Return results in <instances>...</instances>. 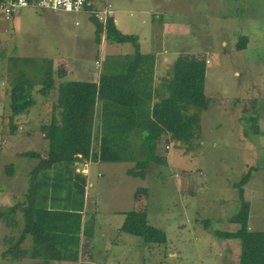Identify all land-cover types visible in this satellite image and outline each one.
Instances as JSON below:
<instances>
[{
  "label": "rangeland",
  "instance_id": "obj_1",
  "mask_svg": "<svg viewBox=\"0 0 264 264\" xmlns=\"http://www.w3.org/2000/svg\"><path fill=\"white\" fill-rule=\"evenodd\" d=\"M91 2V7L77 14L26 9L6 20L0 12V214L21 202L19 193L24 174L28 177L31 172L28 168L39 170L40 162L24 155L43 156L50 151L41 142L40 128L49 125L53 106L58 104L56 92L44 97L41 86H36L31 116L14 117L11 125L12 90L26 81L37 82L48 70L59 79L57 73L65 71L63 64L74 70L72 81L98 83L102 74L126 72L130 59L120 57L132 55L135 48L112 44L104 35L102 50L97 41L92 17L109 7L118 29L139 37L143 52L164 53L165 57L157 59L158 83L160 78L171 77L175 61L182 56L209 59L205 92L210 106L201 116L202 137L191 151L163 138L158 155L166 161L147 170L146 180L125 185L120 170L124 166L107 165L99 166L103 176L98 178L100 172L93 166L85 198L64 180L58 201L40 207L51 204L64 211L77 210L82 202L89 204V197L97 198L87 205L88 227L86 234L85 228L81 233L83 237L91 229L96 233L93 264H239L240 242L219 239L215 233L236 229L230 222L242 203L236 185L249 172L245 199L251 205L250 226L264 232V0ZM165 19L189 25L188 32L180 34L179 26L167 25L164 36L160 28ZM224 41L229 43L227 49H223ZM121 59L123 63L118 64ZM79 68L85 75L77 74ZM12 126L18 130L12 133ZM144 139L139 140L143 143ZM26 184L25 188H31ZM139 188L144 191L139 193ZM67 199L71 201L65 203ZM92 207L99 213L94 214ZM118 208L146 212L150 224L166 233L167 243L148 245L135 236L113 234L110 224L125 219L113 212ZM9 219L0 221V264H39L32 258L2 256L22 236L19 214ZM98 248H110L111 255L120 259L114 261L107 251L97 253ZM66 253L68 257L70 252Z\"/></svg>",
  "mask_w": 264,
  "mask_h": 264
},
{
  "label": "trees",
  "instance_id": "obj_2",
  "mask_svg": "<svg viewBox=\"0 0 264 264\" xmlns=\"http://www.w3.org/2000/svg\"><path fill=\"white\" fill-rule=\"evenodd\" d=\"M92 21L97 28L98 43H101L105 35L106 40L112 44H131L135 52L128 56L130 62L126 72L121 75L102 74L99 83L74 81L60 85L58 106L62 109V114L60 120L54 116L50 125L41 129L50 143V151L41 161L39 171L42 167L45 170L60 164L72 165L79 156L95 162H122L130 154L129 139L136 132L139 139L145 138L141 147L144 153L132 174L144 179L148 169L166 161L165 157L157 154L158 145L163 138L167 137L171 143L188 146L189 151L194 148V142L201 139V116L210 106V98L205 92L207 60L199 56L180 57L172 68L171 77L164 79L154 89V55L146 56L141 53L139 37L122 33L113 18L108 19L105 27L96 16L92 17ZM240 47L242 50L246 49V45L244 47L242 43ZM40 83L43 85L40 93L47 97L55 89L53 70H48L37 82L26 81V84L16 85L12 90L11 125L14 117L28 115L34 107L33 91ZM101 103L103 128L97 131ZM16 130L18 128L12 126V133ZM96 140L100 141V151L94 150ZM36 154L33 157L39 156ZM34 177L33 174L31 195L27 196V200L11 207L5 214H0V221L4 219L6 222L10 220L9 215H18L21 209L25 215L22 238L2 254L5 258H20L21 245L27 236L33 237L35 244L41 246V237L48 238L54 233L53 236L61 240L60 232L65 230L62 212L43 211L35 203ZM77 178L79 181L75 187L80 195H84L86 178L80 174ZM250 179L249 172L236 185L242 202L239 212L230 219L236 229L231 232L217 231L215 236L222 240L240 242L239 264H264V232L251 230V205L245 199V186ZM80 224L79 218L72 233L76 232L78 235ZM47 225L51 230L44 227ZM122 231L142 239L148 245L167 243L166 233L152 226L147 213L143 211L128 213Z\"/></svg>",
  "mask_w": 264,
  "mask_h": 264
},
{
  "label": "crops",
  "instance_id": "obj_3",
  "mask_svg": "<svg viewBox=\"0 0 264 264\" xmlns=\"http://www.w3.org/2000/svg\"><path fill=\"white\" fill-rule=\"evenodd\" d=\"M30 10H33V9H30ZM166 20L167 19L163 20V22H162L163 29L160 28L161 33L163 32L164 36H166L165 32H166V26L167 25H170L171 27H172V25L179 26V28H180L179 33L180 34H181V32H185V33L188 32L189 25H186L184 23L175 24L172 21H170L168 23V22H166ZM17 21H18V19H17ZM117 26H119V23L117 24ZM106 41H105V43H106ZM139 42H140V40H139ZM101 43H100V47L103 50V48H104L103 45L105 43H104V41H102ZM222 45L224 47V48L222 47L223 49H227L229 47L228 41H224ZM146 52H150V50L148 49ZM164 52H166V51H164ZM141 53L143 55H146V56L153 55L152 53L143 52L142 48H141ZM128 56H129V54L124 55L123 57H120V58H126ZM159 56L165 57V55H164V53H157L154 55V65H153L154 67H153V73H152V78H153L152 80H153L154 89H157L158 86L162 84L164 79H166V78H160L159 83L156 80V77L158 75L157 71H156V67H157V63H158L157 59ZM195 57H198V56L195 55ZM164 60H166V58ZM123 61L124 60L121 59L120 61H117V63L121 64V63H123ZM63 65L65 68V71L62 73L61 72L57 73L59 79L55 78L56 76L53 72L54 81H55V89L51 92V94L54 95V93L56 92L57 99H58V89H59L60 85L64 84V83H68V82H74L72 80H69V79H72L71 77H72V75H74V73H73L74 70L68 69V67L65 66V64H63ZM208 65H211L209 59L207 60V66ZM56 66H57V64H56ZM55 70L56 69H54V71ZM77 74H80V76L85 75L83 69H80V68L78 69ZM207 74H208V68H207ZM237 75H239V74H237ZM99 81H100V78H99ZM81 82H93V81L82 80ZM37 86H41V89L43 88V85L41 83L38 84ZM154 101L156 102L157 100L155 99ZM101 105H102V103L99 105L98 120H97V122H98L97 123L98 124L97 125V128H98L97 131L98 130L101 131L103 128L102 127V115H103V113H102ZM61 114H62V109L59 108L58 104L54 105L53 106V113L51 114V120L48 121L49 125H50L54 116H56V118L58 120H60ZM29 116H31V113L28 115H25L24 117H29ZM47 125H48L47 123H45V125L43 124L41 126L40 130L42 129V127L47 126ZM100 128H101V130H100ZM135 133L136 132H134V134H133L135 136L133 138L130 137V139H129L130 145L127 144V145H129V148H130V154L122 162H117V163H104L101 161L95 162L92 159L85 160L81 156H79L84 160L83 172H81L79 169L81 164L76 162V161L74 164L68 165V166H65V165H62L61 167L60 166H53L49 169L50 171L48 173H43V172L39 171L37 167H35V168L29 167L28 168V169H30L31 172H29L28 177H26V174H24V179H23L24 181L21 180L22 183H24V184H23V186L20 190V193H19V197L21 198V202H19L18 204H23L27 200V196L31 195V192H30V190L32 188L31 174H34V176H35L34 177V189L35 190H34L33 199H35V203L43 211L62 212L64 214L63 220L65 221V230L60 232L61 240H57L56 236H53L54 233L51 234V237H48V238L41 237L40 238V241L42 242L41 246H38L35 244V240L33 237L27 236L26 239L24 240L25 242L21 245V250H22L21 253L22 254H21L20 259L22 261H26V260L32 258V259H35V261H39V264H69V263L93 264V261L95 259L94 256L96 254L95 246H96V242H97V240H96L97 238L93 237V235L96 233L92 229L90 230L88 237L81 236V233H82L83 228H85V234H86V229L88 227L87 217H86V215H88V212L86 211L87 205L90 207V202L91 201L95 202L97 200V198L96 197H92V198L89 197V199H88L89 204L82 202L81 206L79 208H77V210L73 209V210H69V211H64V210H60V208H55V207L49 206V205H51L52 202L58 201V198H56V197L58 196V191H60L61 189L64 188V185H63L64 180L71 182L72 186H76V182L79 181V179L77 178L78 174H80L81 176L86 178V181L84 182L85 184L83 185V186H85V193H84V198H85V195L88 194V191L86 192V189H87V184H88L90 174L92 172L91 167H93V166H94L95 170H98L100 172L98 174V178H101L103 176V175H101V168L100 167L107 165L108 168L110 166H124L123 169H120V170L123 171V182L125 185L131 184L132 181L139 179L140 177H137L135 174H132V173H134V171H136V169L138 167V163L140 161V158L142 157V155L144 153V150L141 148L142 143L140 142V140L138 138L139 136L136 135ZM41 138H42L41 142H43L44 147L49 149L50 143L48 140H46L45 135L42 134ZM162 140L160 141V143L162 142ZM30 142H31V140H30ZM160 143L158 145V148H159V146H161ZM37 145H40V144H37ZM94 150L100 151V141L99 140L95 141ZM42 153L44 154L45 152H42ZM38 154H41V153H38ZM157 154H158V149H157ZM163 156H165V155H163ZM26 157H30L31 159L37 160L41 163V161H43L46 156L44 154L43 156L40 155V156H36V157L35 156L34 157L26 156ZM37 170H38V172H36ZM102 170H104V169H102ZM145 177H146V175H145ZM145 180H146V178H145ZM27 182H29V187H31V188H28V187L25 188V186H27V184H26ZM80 182L82 183V181H80ZM120 186H122V185H120ZM134 191L135 190L132 188L131 193L133 194ZM138 192L140 193V188H139ZM132 197L136 198L135 193L132 195ZM70 201H71V199H67V200H65V203L70 202ZM49 202H51V204H49L45 207H43V206L40 207L41 203H49ZM92 211L94 214H96V212H97V214L99 213L97 210L94 209V207H92ZM109 212L111 213L112 211H109ZM113 212L115 214H118V215H124L125 219H122V221H120L119 224H116V223L110 224V227L112 229V233L117 234L119 236L122 233L126 234L122 231V228H123V225H124L125 220H126V215L129 212H131V210H129L128 212H125V211L118 208V209H115ZM135 212H139V211H135ZM18 214H19V219H20L19 228H20V231L23 232V230L25 228V215H24V212L22 209L19 211ZM79 218L81 220V224H80V228H79L80 232L78 233V235H76V232L72 233V231H73V229H76L75 226L77 225ZM101 219H102V217H101ZM149 221H150V219H149ZM50 224H51V222H50ZM23 226H24V228H23ZM44 227L48 230H51L49 225L44 226ZM250 228L252 231H260L258 229L255 230L252 226H250ZM36 229H38V228H36ZM40 229H42V227ZM22 232H21V234H22ZM49 233H52V232L50 231ZM21 238H22V236H20L18 238V242L21 240ZM113 244L118 245L119 243L114 242ZM106 251L110 253V248H104V250L99 249V248L97 249V253L102 252V255H104ZM66 252H70L68 257L66 256V254H67ZM240 254H241V250L239 253V257H240ZM111 256L112 255L110 253V258H111ZM142 256L144 257V255H142ZM239 257H238V259H239ZM22 258H24V259H22ZM111 259H113L115 261V259H120V258H117L116 255L113 254ZM105 263L108 264V262H105Z\"/></svg>",
  "mask_w": 264,
  "mask_h": 264
},
{
  "label": "built area",
  "instance_id": "obj_4",
  "mask_svg": "<svg viewBox=\"0 0 264 264\" xmlns=\"http://www.w3.org/2000/svg\"><path fill=\"white\" fill-rule=\"evenodd\" d=\"M91 5L90 0H0V12L6 20H11L26 9L77 14L91 7ZM112 13L107 7L100 10L96 17L105 26Z\"/></svg>",
  "mask_w": 264,
  "mask_h": 264
},
{
  "label": "water",
  "instance_id": "obj_5",
  "mask_svg": "<svg viewBox=\"0 0 264 264\" xmlns=\"http://www.w3.org/2000/svg\"><path fill=\"white\" fill-rule=\"evenodd\" d=\"M116 24H118V23H116ZM76 162H78V163L81 164L79 169H80L81 172H83V169H84V160L81 157H77L76 158Z\"/></svg>",
  "mask_w": 264,
  "mask_h": 264
}]
</instances>
